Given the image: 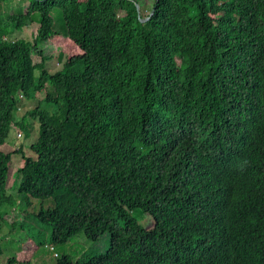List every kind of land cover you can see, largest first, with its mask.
Returning <instances> with one entry per match:
<instances>
[{"label":"trees","instance_id":"1","mask_svg":"<svg viewBox=\"0 0 264 264\" xmlns=\"http://www.w3.org/2000/svg\"><path fill=\"white\" fill-rule=\"evenodd\" d=\"M9 1L0 228L30 196L53 202L37 214L53 248L109 236L102 253L56 264H264V0H27L18 13ZM33 25L31 41L8 40ZM47 43L65 56L55 73ZM37 93L30 153L5 152L12 128L32 134L14 112ZM31 239L5 264H29L44 244Z\"/></svg>","mask_w":264,"mask_h":264},{"label":"rangeland","instance_id":"2","mask_svg":"<svg viewBox=\"0 0 264 264\" xmlns=\"http://www.w3.org/2000/svg\"><path fill=\"white\" fill-rule=\"evenodd\" d=\"M24 1L27 0H11L8 5L4 8L7 12H17L19 11ZM18 13V12H17ZM10 14V13H8ZM5 17V14H2ZM57 15H54L56 18ZM36 27L33 25L32 27H24L21 31H15L14 33L8 36V40L14 41L17 39H25L31 41L35 34ZM55 47L52 44L47 43L44 46V54L49 57L47 62L45 63L46 69L50 73H55L62 68V64L65 60V56L60 53V51H55ZM58 55H62L60 59H58ZM32 59L34 63L40 61V56L33 54ZM42 93H37L36 98H27L22 97L19 99L17 103L16 110L14 112L15 120H20L24 115L26 116V122L28 125L32 127V134H26L23 137L17 139L19 137L18 134H15V128H12L9 136L3 145L2 150L5 152H10L11 150H15L19 144L24 146V151L28 154V151L31 143L35 140L38 133V121L37 118L34 119L27 115L29 111L34 110L37 106L42 107L40 100L43 98ZM30 135V136H29ZM28 136V137H27ZM17 137V138H16ZM23 166V159L20 154H12L11 161L8 164V172H7V190L8 193L16 196L17 185L14 186L12 182L15 181V174L19 168ZM29 202L22 207V202L19 200L18 205H16V209L12 210V217H8L5 220V225L3 228H0V264H5L6 261L12 257H14L22 247L23 243L28 239H31L35 243H40L41 240L44 244L37 246L35 253L33 254L29 264H56V255L60 257L64 254L70 255L72 257H80L85 251H89L92 253H102L104 248L108 246L109 236L104 234L96 243L91 241H87L85 236L82 233L74 235L66 244L61 246H54V248L49 244L48 240L51 235L50 228H44V226L38 222L37 214L41 212V209H47L53 205L51 199L40 201L28 196ZM8 208V207H7ZM5 210V209H4ZM9 211V209H7ZM6 218V216L4 217ZM148 218V217H147ZM21 219H24L22 223ZM149 220L146 219V222ZM21 221V222H20ZM10 223L14 224V228L10 227ZM9 224V225H8ZM27 239V240H26ZM53 248V250H51Z\"/></svg>","mask_w":264,"mask_h":264},{"label":"water","instance_id":"3","mask_svg":"<svg viewBox=\"0 0 264 264\" xmlns=\"http://www.w3.org/2000/svg\"><path fill=\"white\" fill-rule=\"evenodd\" d=\"M137 12H139V7H138V6H137ZM153 13H154V9L151 11L149 17H147V18H145V19H142L141 21H146V20H148V19L152 16Z\"/></svg>","mask_w":264,"mask_h":264},{"label":"clouds","instance_id":"4","mask_svg":"<svg viewBox=\"0 0 264 264\" xmlns=\"http://www.w3.org/2000/svg\"><path fill=\"white\" fill-rule=\"evenodd\" d=\"M23 96L22 95H19V99L22 98ZM51 250H53V248H51ZM57 256V255H56Z\"/></svg>","mask_w":264,"mask_h":264}]
</instances>
